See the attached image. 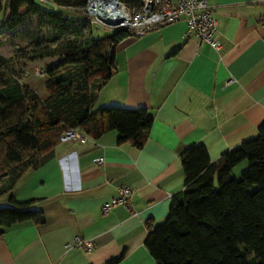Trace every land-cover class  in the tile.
I'll list each match as a JSON object with an SVG mask.
<instances>
[{"label": "crops", "instance_id": "crops-1", "mask_svg": "<svg viewBox=\"0 0 264 264\" xmlns=\"http://www.w3.org/2000/svg\"><path fill=\"white\" fill-rule=\"evenodd\" d=\"M206 1L218 22L219 52L193 34L184 36V20L116 44L115 71L94 106L145 108L152 126L143 147L119 145L111 130L85 144L58 140L43 151L39 166L17 180L12 194L44 220L7 229L0 264H106L120 254L117 264H156L145 246L146 221H164L171 197L183 188L180 155L203 145L215 162L258 135L264 122V0ZM39 2L54 6L53 0ZM120 186L131 189L129 207L104 212L102 204ZM3 205H10L8 194L0 196ZM75 236L94 248L68 247Z\"/></svg>", "mask_w": 264, "mask_h": 264}, {"label": "trees", "instance_id": "trees-1", "mask_svg": "<svg viewBox=\"0 0 264 264\" xmlns=\"http://www.w3.org/2000/svg\"><path fill=\"white\" fill-rule=\"evenodd\" d=\"M89 0H53L41 8L35 0H0V32L10 33L35 19L46 39L32 37L31 50L18 48L21 58H58L42 68L47 96L42 98L14 69L13 57L0 54V237L27 221L42 222L30 202H17V180L39 166V156L69 128L97 138L116 130L119 145L143 147L152 118L145 108L95 107L98 89L115 71L116 44L131 35L126 28L85 34ZM139 8L142 0H119ZM85 20L83 24H76ZM101 32H100V31ZM100 32V33H99ZM65 67V70H61ZM247 167L239 177L233 168ZM184 186L171 197L161 223L146 221L145 246L156 264H264V122L257 136L226 150L210 162L203 145L180 155ZM122 254L106 264H117Z\"/></svg>", "mask_w": 264, "mask_h": 264}, {"label": "built area", "instance_id": "built-area-1", "mask_svg": "<svg viewBox=\"0 0 264 264\" xmlns=\"http://www.w3.org/2000/svg\"><path fill=\"white\" fill-rule=\"evenodd\" d=\"M44 0H41L43 2ZM91 0L88 1L87 12L92 13L90 8ZM122 11L117 15L118 23L113 25L115 29L126 28L131 36L137 37L144 33L158 29L162 26L184 20L186 29L184 36L191 34L198 37L200 42L209 44L216 52L222 49L218 39V22L213 16L212 9L206 0H142L139 8L131 7L122 2L118 5ZM111 25V24H109ZM36 74H42V70H36ZM89 136L78 129H66L60 136V142L81 144L87 143ZM103 162V157L96 159V163ZM131 189L127 186L118 187L116 195L111 196L102 204V210L108 211L117 204L130 205ZM68 247L78 248L84 252L91 251L94 245L91 241L75 236Z\"/></svg>", "mask_w": 264, "mask_h": 264}, {"label": "rangeland", "instance_id": "rangeland-1", "mask_svg": "<svg viewBox=\"0 0 264 264\" xmlns=\"http://www.w3.org/2000/svg\"><path fill=\"white\" fill-rule=\"evenodd\" d=\"M36 3L43 9H48V4L40 3L39 0H35ZM87 13L86 23L88 26L82 30L83 33L88 34L90 27L93 29L98 26L103 31H112L115 28L113 25L105 23L98 15H92ZM1 20V18H0ZM85 21V20H84ZM83 20L76 22V24H83ZM35 19L31 18L26 20L21 26L17 27L15 31L10 33L0 32V54L5 57H13V65L16 70H23L24 78H26V84L35 89V91L41 96L46 94L45 84L43 82L44 77L41 74H36V70L45 68L58 61V58L45 57L42 59L34 58H21L18 57V48H26L27 51L31 50V47L28 45L32 37H39L40 39H46L51 36V32L47 30L38 31L35 28ZM100 31V30H99ZM101 32V31H100ZM99 32V33H100ZM17 52V55H16ZM61 70H65V67H62ZM248 162L242 161L233 168L232 174L234 177H239L241 172L247 167ZM5 206V205H3Z\"/></svg>", "mask_w": 264, "mask_h": 264}, {"label": "water", "instance_id": "water-1", "mask_svg": "<svg viewBox=\"0 0 264 264\" xmlns=\"http://www.w3.org/2000/svg\"><path fill=\"white\" fill-rule=\"evenodd\" d=\"M109 2L110 1H108V0L101 1L102 5H101L100 9L102 11L103 16H100V18L107 24L116 25L118 23L117 15L115 13H109L106 10L107 9V5H110V4H108ZM113 3L115 5V7H116V6H118L120 4V1L119 0H113ZM89 10H90V8H89ZM94 14H98V13H94Z\"/></svg>", "mask_w": 264, "mask_h": 264}, {"label": "bare ground", "instance_id": "bare-ground-1", "mask_svg": "<svg viewBox=\"0 0 264 264\" xmlns=\"http://www.w3.org/2000/svg\"><path fill=\"white\" fill-rule=\"evenodd\" d=\"M101 1H103V0H91V3H90V10H91V12L92 13H98L99 17L100 16H103L102 11L100 9L101 8V5H102ZM108 1H110L108 3L110 5H107V9L106 10L109 13H116V14H118V13H120L122 11V9L120 7H118V6L115 7V5L113 3V0H108Z\"/></svg>", "mask_w": 264, "mask_h": 264}]
</instances>
